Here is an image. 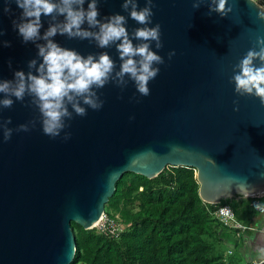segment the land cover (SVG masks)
<instances>
[{"label":"water","instance_id":"95a60500","mask_svg":"<svg viewBox=\"0 0 264 264\" xmlns=\"http://www.w3.org/2000/svg\"><path fill=\"white\" fill-rule=\"evenodd\" d=\"M50 2L61 6V0ZM89 3L84 0L85 13ZM123 3L96 0L97 19L104 24L124 16L136 46L141 42L132 33L142 25ZM136 3L146 6V0ZM200 3L194 9L193 0H153L149 26L160 24L163 46L157 49L152 41L151 50L164 63L153 65L160 71L143 96L128 75L122 81L117 75L123 63L117 43L101 48L95 39L99 27L85 20L80 30L91 35L69 37L60 32L66 16L54 11L42 14L39 38L24 42L16 27L24 22L23 10L15 0H0V82L14 85L18 71L39 74V46L47 44L43 37L53 26L57 33L48 39L58 46L85 59L107 54L114 62L104 87L92 89L103 106L94 110L77 98L87 113L79 116L66 103L72 118H64L55 138L42 130L35 97L0 93V100L13 101L11 108L0 105V264H69L75 250L70 222L95 227L123 172L152 178L166 166L191 167L198 197L209 204L264 194V104L255 95L237 94L232 80L246 53L259 50L264 4L228 0L233 11L221 17L209 14L212 0ZM253 63L261 65L259 59ZM9 131L11 138L4 140Z\"/></svg>","mask_w":264,"mask_h":264},{"label":"clouds","instance_id":"9594fccd","mask_svg":"<svg viewBox=\"0 0 264 264\" xmlns=\"http://www.w3.org/2000/svg\"><path fill=\"white\" fill-rule=\"evenodd\" d=\"M235 3V0H233ZM251 3V0H249ZM16 5L23 10L24 22L16 25L19 35L24 42L33 41L39 38L41 27L40 18L43 15H51L54 11L66 16V23L60 29L61 34L67 33L69 37L87 38L91 34L81 31V25L87 21L91 27H99V32L95 34V39L101 48L107 47L110 43H117V51L123 63L117 75L121 81L128 75L136 84L138 92L143 96L150 94L149 81L154 79L160 69L153 65L164 63V59L151 50V42L155 41L157 49L162 48L161 26L152 23L153 0H146V6L139 8L136 0H124L122 7L127 10L131 6L130 16L142 27L137 28L132 37L141 43L133 45L129 38V33L125 27L127 21L122 15H113L107 23L100 24L98 21V11L96 0L88 5V11L83 10L84 0H61V6L50 2V0H15ZM228 0H212L209 14L218 13L221 17H226L233 11V7L228 5ZM252 4V3H251ZM73 5H79L78 9ZM200 0H193V8L199 9ZM7 11V9H5ZM260 19H264V14ZM75 29L76 31H73ZM57 27H50L45 33L44 39L47 44L39 46V55L43 58V63L37 69L38 75L31 72L18 71L15 73L16 82H0V93L15 96L17 100H23L25 93L35 97L37 106L43 116V132L50 137H57L65 124V117L72 118L66 103L71 104L75 113L79 116L86 115L85 108L81 107L77 98H82L83 104L94 110L103 106L96 93L95 88H102L108 82L109 74L114 68V62L107 54L100 55L98 60H94L90 55L86 59L77 52L68 50L53 43L48 38L56 35ZM3 33L0 32V35ZM256 48L250 49L246 55L236 65L239 72L235 73L232 80L235 82V92L241 96L245 94L255 95L264 104V36H257ZM6 46L10 44L6 43ZM175 51L168 53L169 59ZM139 57V60L134 59ZM259 59L261 65L257 67L253 61ZM35 61H31L29 67H34ZM95 97V98H94ZM236 103V102H234ZM0 105L4 108H11V99L0 100ZM234 110H238L234 109ZM11 122L10 120L8 121ZM21 131H28L25 126H21ZM65 134V139L69 137ZM11 138V132H7L4 140Z\"/></svg>","mask_w":264,"mask_h":264},{"label":"trees","instance_id":"16d2710c","mask_svg":"<svg viewBox=\"0 0 264 264\" xmlns=\"http://www.w3.org/2000/svg\"><path fill=\"white\" fill-rule=\"evenodd\" d=\"M264 4V0H260ZM194 169L166 166L146 178L123 172L104 204L106 217L121 225L110 234L70 222L75 250L69 264H241L242 237L211 214L212 205L197 194ZM264 205V194L221 200L237 221L253 225L257 213L250 202ZM255 228V227H254ZM250 236V237H252ZM264 264V262L262 263Z\"/></svg>","mask_w":264,"mask_h":264},{"label":"built area","instance_id":"2783aa9c","mask_svg":"<svg viewBox=\"0 0 264 264\" xmlns=\"http://www.w3.org/2000/svg\"><path fill=\"white\" fill-rule=\"evenodd\" d=\"M255 196H259V195H254L250 197H255ZM211 205H212L211 214L215 218H217L222 224L230 228H234L237 233L255 229L252 225H246L243 224L242 222L237 221L233 214L232 209L227 204H220L219 202ZM250 205L257 213H259L264 217V205L257 203L255 200H252L250 202ZM95 227L104 233H110L114 235L117 233L118 230L121 229V225L117 223L115 220L106 217L104 212L102 213ZM263 262H264V256H261L257 259L245 261L241 264H262Z\"/></svg>","mask_w":264,"mask_h":264},{"label":"crops","instance_id":"0c3cea01","mask_svg":"<svg viewBox=\"0 0 264 264\" xmlns=\"http://www.w3.org/2000/svg\"><path fill=\"white\" fill-rule=\"evenodd\" d=\"M255 231H253V238L249 237L246 234H243L242 237V246L241 251L244 256L248 257L254 251H257V254L253 255L252 259H257L261 256H264V217L258 214L253 222Z\"/></svg>","mask_w":264,"mask_h":264},{"label":"rangeland","instance_id":"374dc122","mask_svg":"<svg viewBox=\"0 0 264 264\" xmlns=\"http://www.w3.org/2000/svg\"><path fill=\"white\" fill-rule=\"evenodd\" d=\"M257 1H260V0H257ZM252 236V235H251ZM252 238H253V236H252Z\"/></svg>","mask_w":264,"mask_h":264}]
</instances>
